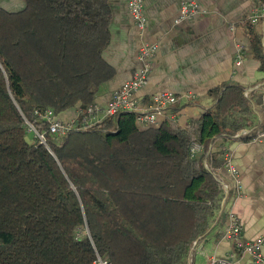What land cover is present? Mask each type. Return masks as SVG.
Listing matches in <instances>:
<instances>
[{
	"label": "trees",
	"instance_id": "1",
	"mask_svg": "<svg viewBox=\"0 0 264 264\" xmlns=\"http://www.w3.org/2000/svg\"><path fill=\"white\" fill-rule=\"evenodd\" d=\"M23 1L0 7V264H185L225 215L223 149L212 148L253 127L243 87L223 85L185 127L140 128L121 113L42 144L28 131L47 129L35 110H84L112 78L110 12L107 0Z\"/></svg>",
	"mask_w": 264,
	"mask_h": 264
},
{
	"label": "crops",
	"instance_id": "2",
	"mask_svg": "<svg viewBox=\"0 0 264 264\" xmlns=\"http://www.w3.org/2000/svg\"><path fill=\"white\" fill-rule=\"evenodd\" d=\"M128 1L107 0L109 43L102 58L113 76L95 95L93 103L97 106L104 108L111 94L136 73L142 42L157 45V52L148 80L135 93V98L143 107L159 92L173 93L179 99L159 122L173 118L185 127L214 107L223 85L248 89L264 82V69L257 57L258 52L264 59V24L247 23L258 0H142L147 20L142 35L130 17ZM182 1L196 2L200 14L192 21L177 24L175 19ZM237 44L242 46L244 56L241 65L235 67ZM254 98L260 103L256 94ZM76 111L77 108L68 109L57 117L69 121ZM253 121L254 126L255 118ZM212 149L230 153L240 174L241 195L225 206V215H215L185 264H205L208 257L223 259L232 251L233 243L222 238L228 208L239 219L243 240L264 237V148L242 137H223L215 141ZM221 176L228 179L223 168ZM248 262L247 254L237 255L236 264Z\"/></svg>",
	"mask_w": 264,
	"mask_h": 264
},
{
	"label": "built area",
	"instance_id": "3",
	"mask_svg": "<svg viewBox=\"0 0 264 264\" xmlns=\"http://www.w3.org/2000/svg\"><path fill=\"white\" fill-rule=\"evenodd\" d=\"M128 11L130 17L142 35L146 28V17L143 13L142 0H129ZM200 14L199 6L194 1H182L180 3L178 16L175 23L192 21ZM247 23L250 26H256L259 23L264 24V0H258L256 7L250 13ZM233 27L230 28V31ZM157 52V45L142 42L140 44L137 60L139 68L133 77L125 82L119 89L111 94V97L104 108L92 104L86 109L77 107L76 115L69 121L60 120L52 110L47 109L43 112L34 111L35 116L46 123L47 129L38 133L33 126L27 123L28 130L33 131L40 143L45 144V134L54 137H63L71 131H87L101 124L108 118H114L121 113H132L135 123L140 128H149L156 126L160 119L164 118L178 102V97L170 92H159L151 96L150 104L141 106L135 93L143 87L152 70V61ZM244 52L242 46H235L234 66L238 67L243 61ZM243 94L249 100L250 109L255 116L256 124L253 127L240 130L235 137H242L250 143H256L264 148V82L258 86L243 89ZM255 94L260 98V103L255 102ZM174 120L173 118H170ZM201 147L192 143L189 147L191 156L198 153ZM223 166L227 180L222 176L219 178V184L223 192L220 201L221 208L241 195V180L239 171L232 163L231 155L227 150H223ZM227 225L225 226L222 238L233 243L232 251L226 258L217 259L208 257L205 264H236L238 254H247L248 264H264V237H257L253 240H243L242 226L237 215L231 210L226 209ZM193 245V244H192ZM193 246V248H195ZM92 264H111L108 260L101 258L96 254Z\"/></svg>",
	"mask_w": 264,
	"mask_h": 264
},
{
	"label": "rangeland",
	"instance_id": "4",
	"mask_svg": "<svg viewBox=\"0 0 264 264\" xmlns=\"http://www.w3.org/2000/svg\"><path fill=\"white\" fill-rule=\"evenodd\" d=\"M0 7L8 12H17L24 7V1L23 0H0ZM28 131H31V130L29 129ZM190 256H192L191 253H190Z\"/></svg>",
	"mask_w": 264,
	"mask_h": 264
},
{
	"label": "water",
	"instance_id": "5",
	"mask_svg": "<svg viewBox=\"0 0 264 264\" xmlns=\"http://www.w3.org/2000/svg\"><path fill=\"white\" fill-rule=\"evenodd\" d=\"M199 240V239H198ZM198 240H196L194 243H193V245L191 246V248H190V251H189V256H190V253L193 251V246H195L196 244H197V242H198Z\"/></svg>",
	"mask_w": 264,
	"mask_h": 264
}]
</instances>
